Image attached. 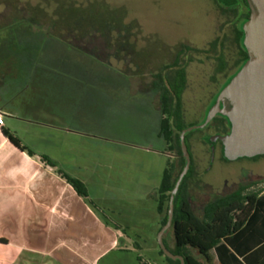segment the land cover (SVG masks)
Wrapping results in <instances>:
<instances>
[{
    "label": "rangeland",
    "instance_id": "obj_1",
    "mask_svg": "<svg viewBox=\"0 0 264 264\" xmlns=\"http://www.w3.org/2000/svg\"><path fill=\"white\" fill-rule=\"evenodd\" d=\"M111 17L121 25L102 27ZM226 26L207 0H0V97L11 99L26 120L20 136L63 170L84 176L88 203L133 241L120 239L131 252L115 250L99 264H142L138 257L173 264L158 243L166 215L158 212V190L165 168L177 171L184 159L159 135L160 94L140 85L153 79L144 75L160 68L178 42L201 48ZM105 41L110 48L101 47ZM201 70L191 67L189 90L205 84ZM211 91L200 86L184 93L186 126L203 123ZM188 133L196 214L241 186L264 187V155L213 158L206 131ZM164 238L173 248L171 229Z\"/></svg>",
    "mask_w": 264,
    "mask_h": 264
},
{
    "label": "crops",
    "instance_id": "obj_2",
    "mask_svg": "<svg viewBox=\"0 0 264 264\" xmlns=\"http://www.w3.org/2000/svg\"><path fill=\"white\" fill-rule=\"evenodd\" d=\"M1 100L5 123L0 126V264H99L115 250L131 252L129 246H119L120 239L124 245L133 243L127 233L107 222L88 203L89 197L78 195L59 166L42 158L53 159L51 155L20 136L26 120L11 99ZM9 134L26 149L14 144ZM68 173L86 182L84 176ZM211 255L212 264H256L264 257V190L243 227Z\"/></svg>",
    "mask_w": 264,
    "mask_h": 264
},
{
    "label": "trees",
    "instance_id": "obj_3",
    "mask_svg": "<svg viewBox=\"0 0 264 264\" xmlns=\"http://www.w3.org/2000/svg\"><path fill=\"white\" fill-rule=\"evenodd\" d=\"M187 85L185 69L176 71L174 76H169L164 83L168 89L162 94V113L159 135L164 138L170 151H176L183 155L181 134L188 126L184 123V109L182 94ZM11 141L20 146V140L9 134ZM186 139L188 133H186ZM26 149V147H21ZM42 158L51 166H58L50 157L43 155ZM186 165V160L181 163L178 171L173 166L164 170L161 184L159 186L158 212L166 215L163 225L168 221L170 213V199L172 191L176 189L173 213L172 232L174 247L170 248L165 238V246L175 255L181 256L184 264H212L211 251L219 249V244L228 236L238 232L245 224L248 216L253 212L259 194L264 190L249 191L248 187H241L238 190L217 197L207 203L203 208L202 216L196 214L189 201L188 178L193 173L190 167L189 173L183 178L177 187L181 171ZM58 172L69 184L73 186L78 195L88 198L89 190L87 185L79 178L69 174L62 168ZM192 250L202 257L200 260ZM161 253L165 255L161 248ZM173 264H181L180 259H173L165 255ZM142 262V258L138 257ZM142 264H146L142 262ZM256 264H264V257Z\"/></svg>",
    "mask_w": 264,
    "mask_h": 264
},
{
    "label": "flooded vegetation",
    "instance_id": "obj_4",
    "mask_svg": "<svg viewBox=\"0 0 264 264\" xmlns=\"http://www.w3.org/2000/svg\"><path fill=\"white\" fill-rule=\"evenodd\" d=\"M207 1L209 2L211 7L219 11V14L221 15L222 19L227 22L226 29H224L225 31L222 34L217 35L214 39L210 40L206 45H204L201 48L190 45L185 41L178 42L174 52L170 56H168V58L164 59V61L161 63L160 68L154 70L152 69L150 73L144 75L145 77L153 78L154 80L151 79L150 82H146L144 83L145 85H140V87H144L146 89L153 91L156 94H160V100L163 106L162 94L166 90H168L164 86L166 79L169 76H174L176 71L180 69H185L187 75V85L182 94L183 109L186 105V100L184 99L185 92L187 91L193 92L195 88H198L200 86L202 89L213 88V90H215L214 93L211 91L212 95L208 98L210 101V108L208 109L207 115L203 123L198 125H191L187 127V129L189 128L191 129L190 130L186 129L187 130L186 133L198 129L205 130L206 133L203 135V140L208 144L210 153L213 155V158L217 155V153H219L221 157L226 161L239 160L243 158L255 159L264 154H259L255 156H244L237 159H228L225 156L223 138L228 137L231 134V130H232L231 121L225 114L221 113L220 111H217L205 124L208 115L210 113V110L215 105L219 94L224 89V87L232 80V78L240 71V69L243 67V65L246 63V61L249 58V53L244 42L245 40L244 24L251 17L252 6L249 0H207ZM120 25L121 22L117 20L116 17L108 18L106 21L101 23V26L104 28H110V27L115 28V27H119ZM110 46L111 45L108 41H105L104 43L101 44V47L106 49L110 48ZM194 65H199V67H202L203 70H201V72L197 74L198 76L204 79L205 84L196 85L197 83H195V85L192 86V90H189L191 88L189 84L191 79V74H189V71L191 67ZM204 67L208 69H205ZM160 108L162 111V107ZM223 108L224 106L220 104L219 109L222 110ZM163 117L164 115L162 113V118ZM195 126L197 127L193 128ZM185 143H186V136H185ZM172 152H176V151H172ZM178 155L180 156V159L185 158L187 165V158L184 154V151H183V155L180 153H178ZM190 167L193 168L191 160H190L188 172L183 176V178L189 173ZM183 170L181 171V174ZM190 182L191 180L189 177L188 191L190 189ZM241 187H245V186H241ZM239 188L231 191L230 193L238 190ZM227 194H223L220 196H224ZM188 199L192 206L190 194ZM214 199L209 200L207 203H209ZM167 222L164 225H162V227L165 226ZM171 228H172V223L168 229Z\"/></svg>",
    "mask_w": 264,
    "mask_h": 264
},
{
    "label": "water",
    "instance_id": "obj_5",
    "mask_svg": "<svg viewBox=\"0 0 264 264\" xmlns=\"http://www.w3.org/2000/svg\"><path fill=\"white\" fill-rule=\"evenodd\" d=\"M249 1L252 6V14L244 24V42L249 58L221 91L205 122L206 124L217 111L230 119L231 134L223 138L224 154L228 159L264 154V0ZM220 104L224 106L222 110L219 109ZM187 130H184L181 135L187 165L180 176L177 187L188 172L190 165L185 143ZM175 192L176 189L171 196L169 220L159 232L158 243L165 255L173 259H180L181 264H184L183 258L173 254L163 241V235L172 223Z\"/></svg>",
    "mask_w": 264,
    "mask_h": 264
},
{
    "label": "built area",
    "instance_id": "obj_6",
    "mask_svg": "<svg viewBox=\"0 0 264 264\" xmlns=\"http://www.w3.org/2000/svg\"><path fill=\"white\" fill-rule=\"evenodd\" d=\"M4 123H5L4 115H3L2 112L0 111V126H3Z\"/></svg>",
    "mask_w": 264,
    "mask_h": 264
}]
</instances>
